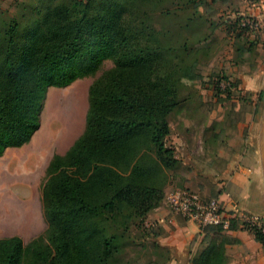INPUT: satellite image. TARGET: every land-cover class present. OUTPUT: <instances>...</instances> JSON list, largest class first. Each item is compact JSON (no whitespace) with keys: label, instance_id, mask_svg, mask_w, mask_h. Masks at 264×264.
Returning <instances> with one entry per match:
<instances>
[{"label":"trees","instance_id":"obj_1","mask_svg":"<svg viewBox=\"0 0 264 264\" xmlns=\"http://www.w3.org/2000/svg\"><path fill=\"white\" fill-rule=\"evenodd\" d=\"M130 1L60 0L35 8L20 40L22 23L0 12V156L40 129L47 88L90 76L106 59L114 64L89 88L83 134L48 165L46 237L27 245L17 235L0 238V264H119L132 226L165 198L166 169L178 163L167 137L179 77L153 30L134 23ZM222 82V92L239 88L238 81ZM252 231L264 245V233ZM206 232L207 245L191 264H228L231 240L221 228Z\"/></svg>","mask_w":264,"mask_h":264},{"label":"rangeland","instance_id":"obj_2","mask_svg":"<svg viewBox=\"0 0 264 264\" xmlns=\"http://www.w3.org/2000/svg\"><path fill=\"white\" fill-rule=\"evenodd\" d=\"M58 1L0 0V12L14 14L22 23L17 35L20 40L24 27L36 20L33 10ZM131 5L134 23L145 21L153 30L156 44L165 47L168 69L179 77V102L169 115L171 132L167 137V146L173 148L178 160L174 168L166 169L165 188L169 187L170 191L187 186L181 176L187 174L188 162H197L203 172L206 170V162L213 159L218 147V139L211 134H240L246 123L244 119L251 111L249 99L238 88L233 87L229 94L222 92L225 83L219 85L221 81L237 80L218 69L214 58L219 46L224 52L228 50L230 38L237 33L224 29L226 43L221 45L215 33L218 23L234 19L243 11V4L239 0H132ZM243 59L249 65L256 58L251 53ZM224 63L228 66L229 61ZM113 67V61L106 59L90 76L65 87L47 88L39 111L40 129L30 142L22 147H8L0 156V238L17 235L27 245L35 238L46 237L48 221L42 192L48 165L54 155H63L83 134L89 110V88ZM185 67V76H181V68ZM63 99L73 100L82 112L80 128L69 142L65 140L69 127L53 108V100ZM199 134H205L203 140ZM155 234V227L146 218L138 220L132 226L133 241H126L119 264H169L171 252L158 243Z\"/></svg>","mask_w":264,"mask_h":264},{"label":"crops","instance_id":"obj_3","mask_svg":"<svg viewBox=\"0 0 264 264\" xmlns=\"http://www.w3.org/2000/svg\"><path fill=\"white\" fill-rule=\"evenodd\" d=\"M239 1L243 10L251 8L247 0ZM233 21L227 19L224 24L218 23L215 33L221 45L226 43L223 30L235 31ZM230 40L226 52L219 46L215 62L218 69L239 82L251 111L244 119L246 123L240 134H211L218 139V147L213 159L206 162L204 172L197 162L186 161L190 165L181 180L187 186L182 188L196 189L193 191L205 198H219L229 213L241 211L264 218V28L249 34L237 32ZM251 53L256 59L248 65L243 58ZM225 60L229 61L228 66ZM245 128H248L247 133ZM199 137L203 140L205 134ZM167 190L169 187L165 188V193ZM146 219L155 227L158 243L170 250L169 264H191L192 258L207 245L204 237L210 227L202 229L174 213L164 200ZM223 234L231 240L226 247L228 264H264V245L256 240L252 229L243 227L237 220L233 228Z\"/></svg>","mask_w":264,"mask_h":264},{"label":"built area","instance_id":"obj_4","mask_svg":"<svg viewBox=\"0 0 264 264\" xmlns=\"http://www.w3.org/2000/svg\"><path fill=\"white\" fill-rule=\"evenodd\" d=\"M247 1L251 8L234 16L235 30L242 34L260 32L264 28V0ZM164 202L174 213L196 223L202 229L217 227L227 231L238 220L243 227L264 233V218L241 211L237 214L229 213L219 198H205L188 188L170 190Z\"/></svg>","mask_w":264,"mask_h":264},{"label":"bare ground","instance_id":"obj_5","mask_svg":"<svg viewBox=\"0 0 264 264\" xmlns=\"http://www.w3.org/2000/svg\"><path fill=\"white\" fill-rule=\"evenodd\" d=\"M53 108L56 110V114L65 120V123L69 127L67 132L66 141H70L80 128L81 108L76 106L73 100H53Z\"/></svg>","mask_w":264,"mask_h":264}]
</instances>
